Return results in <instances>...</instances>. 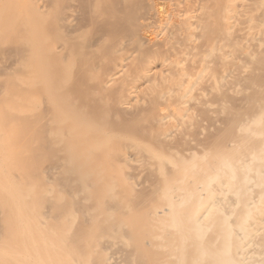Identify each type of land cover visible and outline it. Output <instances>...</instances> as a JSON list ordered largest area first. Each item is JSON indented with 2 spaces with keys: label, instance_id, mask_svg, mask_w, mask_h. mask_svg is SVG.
<instances>
[{
  "label": "rangeland",
  "instance_id": "rangeland-1",
  "mask_svg": "<svg viewBox=\"0 0 264 264\" xmlns=\"http://www.w3.org/2000/svg\"><path fill=\"white\" fill-rule=\"evenodd\" d=\"M249 2L253 20L264 25V0ZM181 6L178 0H0V171L19 183L18 207L4 211L13 213L6 214V228L20 218L21 228L13 230L25 237L21 249L15 247L21 257L32 258V250L44 259L70 254L72 237L80 235L79 249L86 255L73 264H191L176 240L177 220L155 216L165 204L161 174L177 160L196 159L208 138L219 145L242 137L239 128L253 126L261 112L247 97L260 82L251 73L254 63L240 59L238 66L245 68L240 77L204 84L200 98L190 94L185 111L174 110L162 123L155 116L167 84L149 81L161 86L157 98L146 84L126 97L111 76L118 50L128 53L125 70L132 73L163 54L165 43L182 48L175 33H156L153 14L156 8L162 16L172 11L174 20ZM65 12L71 14L69 25ZM227 32V39L243 42L229 25ZM256 42H264V33ZM247 51L264 64V46L249 44ZM218 54L210 63L215 74ZM195 64L196 59L184 67L190 71ZM177 83L170 80L168 86ZM260 100L264 104V95ZM233 112L234 125L222 140L219 131ZM122 145L133 154L126 162L115 154ZM11 230L4 239L12 238ZM207 238L194 233L192 264L207 255L202 247ZM4 246L0 250L16 258L14 246Z\"/></svg>",
  "mask_w": 264,
  "mask_h": 264
},
{
  "label": "bare ground",
  "instance_id": "bare-ground-1",
  "mask_svg": "<svg viewBox=\"0 0 264 264\" xmlns=\"http://www.w3.org/2000/svg\"><path fill=\"white\" fill-rule=\"evenodd\" d=\"M178 1L182 6L175 12L176 19L171 20L172 11L162 16L160 10L156 8L153 14L158 23L156 33L158 35L175 33L184 41V46L174 50L171 45L165 43L163 54L147 58L146 67L132 73L125 70L128 53L118 50L111 76L119 79L124 95L131 98L135 96L139 87L146 84L150 88V95L157 98L162 91L161 86L152 85L149 81L157 80L161 85L167 84L163 93L166 96L165 102L155 116V119L162 123L174 110L185 111L190 103L188 99L190 94L200 98L203 95L204 84L226 82L233 77H240L245 68L238 66L239 60L245 59L254 63V72L251 73H258L255 77L260 82L259 85L250 87L247 95L249 104L261 112L252 120L253 126L239 128L242 137L227 140L225 144L219 145H214V139L208 138L206 146L195 154L196 159L177 160L166 168L161 174L165 188L163 195L165 204L154 213L157 217L177 220L181 230L176 240L178 239L177 242L182 248V256L191 264L195 257L189 246L194 233L199 235L206 233L208 237L202 244L207 255L199 258L200 264H264V104L260 102V98L264 95V64L255 62L252 54L247 51L249 44L258 48L264 46V42H256L257 37L264 33V25L254 21L251 12L246 9L250 0ZM64 15L65 22L69 25L71 14L65 12ZM228 25L242 36L243 42L237 43L227 39ZM218 51L222 54L217 55L220 69L215 74L210 68V63L215 58V52ZM171 52L173 54L168 55ZM195 59V67L190 71L187 70L184 65L192 63ZM170 80L178 83L168 86ZM232 114L230 118L227 116L224 128L219 131L222 140L228 139V127L234 125L237 113ZM71 130L77 131L75 128ZM106 143V139H103V145ZM111 146L106 148L110 149ZM74 149L77 151V147ZM128 149L124 145L119 149L116 148L115 154L119 161L126 162L130 157L132 158L133 154ZM1 172L0 242L2 240L3 244L8 243L5 246L9 249L14 246L16 258L13 257L15 255H12V251L0 248L7 255L11 254L12 256H8L13 257V261L16 260L11 264H66V261L68 264H73L81 256L86 255L79 249L77 240L80 235L72 237L74 247L70 254L56 253L51 254L52 256L46 255L47 258L44 259L43 255L32 250L31 253L34 255L32 258L29 254L25 257L22 252L23 257L18 255L24 242L22 239L25 237L23 238L21 233L18 236V232L13 229L19 225L20 218L11 219L10 224L13 228L10 226L9 229L6 228L10 220H8L9 216L5 219L8 211L5 213L4 208L18 207L19 183L12 178L11 183L14 184H11ZM224 191L228 193V197H225L226 194L224 197L221 196ZM174 204L178 205L177 209L172 208ZM221 209L226 210L225 215H221ZM198 225L201 227L200 230L192 229L193 226ZM19 226L17 229L21 228ZM8 230L17 234L11 236L10 233L8 237L12 238L4 239L7 236L5 233H9ZM93 235L96 236V233H91V238L94 237ZM21 241L23 242L20 243ZM2 243L0 245L4 246ZM6 256L0 252V264H10L12 260H8Z\"/></svg>",
  "mask_w": 264,
  "mask_h": 264
}]
</instances>
